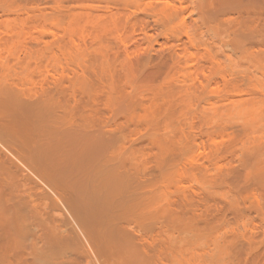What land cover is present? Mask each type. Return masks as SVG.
<instances>
[{"label":"rangeland","instance_id":"rangeland-1","mask_svg":"<svg viewBox=\"0 0 264 264\" xmlns=\"http://www.w3.org/2000/svg\"><path fill=\"white\" fill-rule=\"evenodd\" d=\"M127 1L130 3L132 2V3L130 4ZM162 1H164V0H162ZM162 1L161 0H159V1H157V0H154V1L153 0H141V1L140 0H7V1L6 0H0V73H1V71H3V69L5 70L6 67H8V69L10 67L11 69H9L8 71H7V69L5 70V71H7V73L9 72V75L7 76V78H9L10 80L13 79L14 81H16L17 85H19L21 83L19 85V87H23L22 91L24 93L26 92L25 96H30L31 98H32L33 93H34L33 98H35V96L39 95V93H42L43 95H48L50 93L49 95L50 96L52 95L53 99L58 97L57 99H54L55 101L56 100L57 101L60 100L61 102H64V101L65 102L66 101L67 102H82L83 100H84L83 102H91L92 101V102L100 105L102 107L103 111H105L106 107H107V110H106L107 112L106 111L103 112L104 115L105 116L107 115V117L109 116L108 118H110V119L116 120L118 127H122L123 130L126 128L124 130L126 132H124V131L123 132L126 134L127 137L132 139V141L137 140L134 142V145H136L135 147L138 148L137 151H138V153H140V156L139 155L138 156L140 157V159H141V157H143L142 159L146 158L145 160H147L148 164L149 163H152V164L155 163V157L157 154V152H156L157 148L154 145H152L153 143L150 142L151 140L149 139V137H146V136H148L147 131H149L148 124H146L147 123L146 119L149 117L148 115L150 114V113H148V110L152 109L154 107L153 102H154V99H156L158 101L156 103H159L158 105L160 107V108H157V110H155V112H154L155 116L159 119V127H158L159 131H158V133L160 132L159 134H162L163 139H164L163 135L165 137H166V135H168L167 140L168 141L171 140L172 142L173 141L178 142V141L187 140L186 142L184 141V144L187 143L186 146H188V143L190 141L189 148H191L190 150H188L189 149L188 148L186 151V153L187 152H189V153L183 154L185 157L182 156V154L180 152L177 153L175 151L176 153H174L175 156L173 154V159L175 160V158H177L175 160V164H177V166L178 165L179 166H178V168H176V165L174 167H175V170L177 169L176 171L178 172V174H177V176H173L174 177L172 179L173 183L171 184V181H172L171 180L170 184L167 183V185L165 187L166 189L164 188L165 192L167 194L166 195L167 196V206H168L167 210L171 209V210L167 211L168 212L167 215L172 217V214L175 213L173 217L177 219V220L174 219L176 221H173V218H169L167 216V224H168L167 225V264H174L173 261L175 262V264H220V263L221 264H264V208H262V207H264V187H263L264 181L258 180L259 178L256 177V176H258V174L255 173L256 168L264 165V127H262V126H264V30H263L264 29V23H263L264 22V6H262V5H264V2H263L264 0H259V1L253 0L254 2L252 0H237V1L236 0H231V1L228 0L229 2L227 0H199V1L198 0H183L185 2H183L182 0H180V1L179 0H165L164 2L167 4H165ZM233 1L235 3H233ZM134 2H135V4H134ZM179 2H181V3H179ZM159 3H161V4H159ZM182 5H184V6H182ZM240 5H241V7H240ZM257 5H258V7H257ZM9 6H11V7H9ZM244 6H245V8H244ZM178 7H180L181 9ZM203 7H204V10H203ZM71 8H73V9H71ZM158 8H164V9L167 8L165 10V12L167 10H170V11H168L169 13L171 11H172L171 13H174L176 11L179 14V16H178L179 19L177 18V15H176L175 20L171 24H169L170 26L167 25V28H165V26L162 27L163 25H161L159 23V25L161 26V28H160V26H158V23H156L155 21H154L155 23H153V19L148 18V15L150 13L155 12V10ZM176 8H178V9H176ZM4 11H6V12L4 13ZM20 11H21V13H20ZM238 12H239V14H238ZM7 13H8V16H7ZM37 13L39 15H36ZM147 13H149V14L146 15ZM177 13H175V14H177ZM63 14H64V16H63ZM44 15L47 17H45ZM254 15H255V17H254ZM225 16H227V17H225ZM252 16L254 18H252ZM79 17H81V18H79ZM249 17H250V19H249ZM6 18H7V20H6ZM69 19H71V20L75 19V20L71 21ZM78 19H80L82 21H80ZM259 19H261V20H259ZM4 20H6V21H4ZM68 22H70V23H68ZM105 23H106V25H105ZM234 23H235V25H234ZM260 24L262 27L260 26ZM229 25H230V27H228ZM172 28L175 29V31ZM258 29L261 30V32ZM251 31L252 32L254 31V32L252 33ZM110 32L111 33L113 32V33L111 34ZM200 32H202V33H200ZM250 32H251V34H250ZM195 36L198 38H196ZM186 37H188L189 40L192 42H189ZM192 37H195L196 40H195V38H194V40H192ZM43 38H44V40H43ZM199 38H200V40H199ZM211 38H212V40H211ZM6 40H8V41H6ZM5 41H6V43H5ZM241 41H243V42L241 43ZM73 43H74V45H73ZM219 44H220V46H219ZM74 47L76 48V50H74L75 49ZM13 50L15 52H13ZM89 51H91V53H89ZM93 51H95V52H93ZM81 52H83V53H81ZM3 53H5V54H3ZM46 54L48 57L46 56ZM72 55L76 58H74ZM226 55H228L229 58ZM71 56H72V58H71ZM16 58H17V60H16ZM18 61H19V63H18ZM102 61H103V63H102ZM97 62H99V64ZM91 63H93V64H91ZM1 65H2V67L4 65L6 67L4 66V68L2 69ZM65 65H67V66H65ZM99 65H100V67H99ZM104 65H105V67H104ZM106 65H108V66H106ZM59 66H60V69L58 70ZM12 67H13V69H12ZM55 68H57V69L55 70ZM113 68H115V69H113ZM213 68L216 69L217 71L216 70L214 71ZM16 69H17V71H16ZM19 69H20V71H19ZM109 69H111V70H109ZM129 69H130V71H129ZM218 69L220 72L218 71ZM228 69L232 70V71H229ZM60 71L62 74L60 73ZM105 71H107V73ZM127 71H129V72H127ZM233 71H235L234 74H233ZM3 72L1 73L2 75L4 74ZM217 72H218V74H217ZM7 73L5 72V74H7ZM12 73H14V74L12 75ZM66 75L68 78L66 77ZM222 75H223V77H221ZM231 75H233V76L231 77ZM60 76H61V78H60ZM81 77H82V79H83V77L85 79L88 78V80L84 79L86 82L89 81L88 84L90 82H92L90 84H92L93 86L89 85L90 87L88 90L89 91L88 96L91 97L90 101H89V97L86 95L87 93L84 94V92L86 90L80 91L83 89L82 87H81V89H79L80 88L79 85L78 86H77V84L73 85L75 83L74 81L76 80V78L79 80ZM110 77H112V78H110ZM241 78H245L243 82L239 81ZM226 79L228 82L226 81ZM247 79H248V81H252V83L248 82ZM18 80L20 81V83ZM130 80H131V82H130ZM66 83H67V85H66ZM234 83L237 85L234 86L235 85ZM259 83H261V84H259ZM201 85H203V86H201ZM248 85H249V87H248ZM91 86H92V88L97 87L98 90H97V88L92 89ZM72 87H73V89H72ZM137 87L139 88V90ZM210 87H211V89H210ZM27 89L29 91H31V93ZM90 89L93 91L92 92L93 95L90 94ZM155 89H156V91H155ZM195 89H196V91H195ZM44 90L45 91L49 90L48 94L47 93L44 94V92H45ZM95 90H97V91H95ZM213 90H215V91H213ZM249 90H251V91H249ZM35 92L36 93L39 92V93L36 95ZM108 92H109V94H108ZM55 93H56V96H55ZM82 93H83V96H82ZM134 93H136V94H134ZM164 93H166L167 98H166ZM199 93H200V96H199ZM202 93H203V95L205 94L204 96H209V97L212 96V99H210L208 101L209 103L208 102L204 103L202 101L199 102L200 99H199V101L197 100L198 97L199 98L201 97ZM123 94H125V95H123ZM168 94H170V95H168ZM243 94H244V96H243ZM119 95H120V98L122 96L123 97L121 99L118 98L119 99L118 100L117 97H119ZM155 95H158L159 98H158V96L156 97ZM86 96L88 99H86ZM107 96L109 98L111 97V99L113 100L111 103L107 99L108 98ZM115 96H117V97L115 98ZM161 96H163V97H161ZM258 96H260V97H258ZM104 97H106L105 99H107V101L104 99ZM154 97H156V98H154ZM229 97H231V99ZM125 98L129 101H127ZM164 98L167 100V104H168V105H166L168 109L165 112H164V110H166L165 109L166 106L165 107H163V106L166 104V100ZM226 98L228 99V101ZM64 99H66V100H64ZM114 99H116V101ZM159 100H160V102H159ZM211 100H213L214 102ZM120 101H123V102H120ZM197 101L199 103H197ZM236 101H238V103ZM243 101H244V103H243ZM109 103H110V105H107ZM243 104H252V105L254 104V105H256L255 107H257V108H255V107L254 108H255V113L259 117V119H257L259 121V123L256 122V124H253V126H250L249 124L247 125V123H246L247 121H245L246 116H243V115H240L239 113L233 112V108H235V107L237 108V106H241ZM136 105H138V106H136ZM158 105L156 107H158ZM227 105H229V106H227ZM103 107H104V109H103ZM147 107H148V110H147ZM121 108H122V110H121ZM132 110H133V112H132ZM258 110H260L261 112ZM131 112L134 113L135 115L132 114V116H131V114H130ZM165 113H166V116H165ZM144 114H145V116H144ZM146 116H147V118H146ZM128 117H129V119H128ZM140 118H142L143 121ZM213 119H214V121H213ZM237 119L240 121H237ZM260 119H262V120H260ZM168 122H170V123L168 124ZM239 126H241V127H239ZM221 127H223V128L221 129ZM120 130H121V128H120ZM245 130L248 131L249 133L248 132L246 133ZM142 131H143V133H142ZM121 132H122V130H121ZM165 132H166V134H164ZM226 132H227V134H226ZM170 134L173 137H171ZM252 134H253V136H252ZM251 137H253V138H251ZM179 138H181V140ZM214 139H216V140H214ZM138 144H140V145H138ZM260 146H263V148ZM142 148H143V150H142ZM215 149H216V151H215ZM258 149H260V151ZM177 151H179V150H177ZM4 153L7 154V156H5L7 162H5V160H3L5 162L4 164H6L5 165L6 169L9 168L10 173L12 172L13 176L16 175L15 178L17 180H19V178L22 177L24 170L26 169V168H24L25 165H22L23 164L22 162L20 165V161H18V159H15V157H13V155H11L9 152H7V153L4 152ZM141 153L144 154L145 158ZM3 154H0V155H3ZM146 154H148V155H146ZM178 154L180 156H178ZM8 156H9V159H8ZM2 157L0 158V161H2L1 160ZM150 157H151V159H150ZM189 157H190V159H188ZM256 158H258V159L255 160ZM3 159H4V157H3ZM153 159H154V162H153ZM145 160H143V161H145ZM150 160H152V161H150ZM174 160H172V161L174 162ZM9 161H10V163H9ZM12 161H13V164H17V163L18 164L15 165V167H13L14 165H12ZM188 162H190V163H188ZM10 164L12 166H10ZM152 164H149V167H151L150 168L151 170L153 168V170L151 172H154V170H156L155 169L156 163L154 165H152ZM15 168H17V169H15ZM23 168H24V170H23ZM230 168L233 172L230 170ZM6 169H4L5 173H8V176H10L9 175L10 173L8 172V170L6 171ZM187 169H189V170H187ZM191 169H192V171H191ZM15 170L17 171L16 173H15ZM227 170H228V172H226ZM250 170L252 172H248ZM176 171H175L174 175H176V173H177ZM244 171H246V172H244ZM25 172H26V170H25ZM215 172H216V174H215ZM14 173H15V175H14ZM21 173H22V175H20ZM193 173H194V175H193ZM26 174L29 177V179H27V180H29V182L31 181V183H33V182H35V183H33L32 185H31V183L30 184L24 183L27 181L23 182L22 180L23 179L25 180V178H23L22 180L20 179V182H19L20 185L18 184V186H17V185H15L18 183V181L16 179L14 181V179L10 176V177H8V179L6 178L5 180H3V178L6 177L7 175L3 173L4 176L2 178V174L0 172V175H1L0 179H2V180H0V183L2 182V184H3L1 187H3L5 190L7 188H9V191H8V189L6 191L3 190L4 192H7V193H5V195H6V198H8V200H9L8 204L10 206H14L15 204L13 201H15L16 204L20 206L19 208H20L21 212H23V213H21V215L23 214V217L27 216L25 218L26 221L24 222V224L26 222L27 223L25 225L20 224V226H22L21 233L23 231L22 235H20V236H22V245L25 248V251H27V252L30 251V249H31L30 246H33L32 243L37 242V244H39L42 248L41 249L42 253L43 252L47 253L46 250H48L47 254H49L51 256V257H49V255H46L44 253H43L44 255L41 254L43 256V259H41V257H40L41 262H39V263L45 264V262H46V264H47V262H48L47 260L50 259L48 264H56V263L57 264H78V263L79 264H85V262H84L86 259L85 257H87V258H90L89 256L92 257L91 249L89 247L90 245L87 244L89 241L87 240L86 235L81 231V229L78 228V225H76V223H74L70 217H67V216L62 217L61 215H59L60 211L57 210L58 209L57 206L50 204V201L48 200L49 196L46 193H48L49 190L46 187H44V185H42L40 180L37 179L31 173H30V176H29L28 172ZM250 174H252V175H250ZM184 175H185V177H184ZM224 175H225V177H224ZM188 176H190V177H188ZM201 176H202V180L199 179V178H201ZM24 177H27V176L24 175ZM30 177H31V179H30ZM34 178H36V180ZM188 179H189V181H188ZM211 179H212V181H211ZM222 179H224V180H222ZM37 180H39L40 183ZM233 180H234V182H231ZM254 180H255V182H253ZM263 180H264V178H263ZM214 181L216 182V184ZM244 182H245V184H244ZM37 183L40 184L41 186H43V187H40V190L42 192L40 190H38L39 188H37L40 185H36L37 187L35 186V184H37ZM173 185H174V187H172ZM256 185H258V186H256ZM5 186H7V188ZM21 186H24V187H21ZM17 187H19V188L21 187L20 190ZM217 187H219V188H217ZM238 187H240V188H238ZM241 187H242V189H241ZM10 188H12V189H10ZM35 188H37V189H35ZM205 188H206V190H205ZM29 189L32 191H29ZM46 189L48 191H46ZM23 190H25V192ZM26 191H29L28 193H30V192L34 193L35 192L34 193L35 195L38 194L37 196L39 197V200L44 201V202H42L43 204H45L46 201H47V203L49 202L48 203L49 206L47 207V205H46L47 209L46 208L43 209L44 213L40 211L42 214H39V218L37 216V219H39V220H36V219L33 220L32 218H30L31 215L29 216V214L33 215V212L30 211L33 208L31 207L32 208L31 209L29 207L32 204V202H31L32 200L30 199L31 195L28 196L27 195L28 193ZM217 193H218V196H217ZM242 193H244V194H242ZM14 194H16V195H14ZM48 194L50 195V191ZM182 195H184V196H182ZM193 195H195V196H193ZM14 196H15V199H14ZM46 196H47V198H46ZM224 196H226V197H224ZM11 197H12L13 201L10 200ZM183 197H185V199ZM232 197H234V198H232ZM27 198H29L31 201ZM201 198H202V200H201ZM179 201H181V202H179ZM257 201H258V205H256ZM12 202L14 205L11 204ZM168 202H169V204H168ZM192 202H194V203H192ZM182 204H183V206H182ZM261 205H262V207H261ZM27 206L30 208V210ZM226 206H227V208H226ZM231 208H234V209H231ZM179 209H181V210L178 211ZM200 209H202V210H200ZM256 209H258V211ZM221 210L222 211L224 210V211L222 212ZM254 210H255V212H254ZM169 211L170 212L172 211L171 215H170ZM199 211H200V213H199ZM220 212H221V214H220ZM191 213L194 215H192ZM24 214H25V216H24ZM175 215H177V217ZM34 216H32V217H34ZM42 217L45 221L44 223L41 221ZM52 218H54V219L52 220ZM178 218H180L179 219L180 221L178 220ZM46 219L49 220L50 222L47 221ZM55 219H57L58 222L61 221L60 225L63 224V225L68 226V228H67V226L66 227L64 226L67 230L64 231L65 235L64 236L62 235L63 237L62 236L57 237L56 235H55L56 237H54V235L49 233L50 228H51V227L49 228V226H51L49 223L52 224L51 220L54 221ZM181 221H182V226L185 224H189V223L191 225L195 224L193 226L194 227L196 226L195 229L196 228L198 229V230L196 229L198 231V235L200 232V236H198V237L199 238L202 237L200 239V241L197 240V238H196V240L199 241V243H197L196 240L193 241L194 243L196 241L195 244L189 243V245H188V244L183 243L184 242L183 238H185V235H187V236L191 235V237H192V234L189 232L187 234L185 233V235H184V231H182L180 229V228H182V226H180ZM33 222H37V224L39 223L40 225L38 224L36 226V224H34ZM174 222H177V224L179 223L178 225L180 228H178V225L175 224ZM72 223H73V225H72ZM172 223H173V225H171ZM42 224H45L46 227L49 224V226L46 228L45 225H42ZM30 225H32L34 228L32 226L30 227ZM69 225H71V226H69ZM72 226L74 227V229ZM173 226H175L174 229H175V231L177 230L176 232L174 231V229H172ZM25 227L29 228V229L26 228L27 232H25V230H26V229H24ZM35 227H36V229H35ZM37 227H38V230H37ZM44 227L48 231L44 230L45 229ZM32 228L35 230L32 231L33 230ZM41 228H43V231L41 230L42 231L41 237H40L41 239L38 240L37 234L40 232L39 230ZM176 228L180 229V231H182V232L181 233H180V231L178 232V229H176ZM218 228H219V230H218ZM29 230L31 231L30 233H29ZM34 232H38V233L34 234ZM48 233H49V235H48ZM59 233H60V235L63 234V232L61 233L60 231H59ZM232 233H233V235H232ZM180 234H182L183 236ZM46 235L49 237H47ZM57 235H59V234H57ZM179 236H180V238H179ZM187 236H186V238H187ZM228 237H229V239H228ZM45 238H46L48 243L46 242ZM188 238H190V236H188ZM232 238L233 239L235 238V239L232 240ZM237 238H238V240H237ZM34 239L35 240L37 239V240L35 241ZM181 239H182V241H181ZM40 240H43V242H45L46 244L42 243ZM69 240H71V241H69ZM86 240H87V243H86ZM177 240H178V242L180 240L181 244L183 243L184 246H183V244L182 245L179 244L180 242L178 243ZM73 241H75V243ZM169 241H170V243H169ZM174 241H176V242L173 244ZM28 243L31 245H28ZM176 243H178V245ZM231 243H233V244H231ZM238 243H239V245H238ZM251 243H252V245H251ZM42 244H43V247H42ZM175 244L177 245V247L173 246ZM49 245H51V246H49ZM77 245H79V249H77L78 248ZM191 245H194V246H191ZM212 245L215 246V249ZM80 246H82V248H84L83 250L85 251V253H87V254L82 255L81 253H84V252H81L80 254L83 257L79 254L80 249H81ZM172 246H173V248H172ZM43 248H47V249L43 251ZM193 249H194V251H193ZM171 250H173V251H171ZM186 252H188V253H186ZM196 252H198V253H196ZM88 253H89V255H88ZM220 253L225 254V256L220 254ZM188 255H191L192 257L188 256ZM216 255H218V256H216ZM45 256H46V259L48 258L47 260L44 259ZM66 256H67V258H66ZM68 256H70V257H68ZM74 257L76 259H74ZM91 259H93V258H91ZM223 259H225V260L223 261ZM51 260L54 263H52ZM71 261H73V262H71Z\"/></svg>","mask_w":264,"mask_h":264},{"label":"bare ground","instance_id":"bare-ground-1","mask_svg":"<svg viewBox=\"0 0 264 264\" xmlns=\"http://www.w3.org/2000/svg\"><path fill=\"white\" fill-rule=\"evenodd\" d=\"M7 1V0H6ZM141 1V0H140ZM154 1V0H153ZM159 1V0H157ZM162 1V0H161ZM165 1V0H164ZM162 1V2H164ZM180 1V0H179ZM183 1V0H182ZM199 1V0H198ZM228 1V0H227ZM231 1V0H230ZM237 1V0H236ZM253 1V0H252ZM259 1V0H258ZM128 2V1H127ZM167 2V1H166ZM185 2V1H183ZM191 2V1H190ZM229 2V1H228ZM251 2V1H250ZM254 2V1H253ZM264 2V1H263ZM130 3V2H128ZM132 3V2H131ZM130 3V4H131ZM165 3V2H164ZM181 3V2H179ZM199 3V2H198ZM219 3V2H218ZM233 3H235L233 1ZM249 3V2H248ZM247 3V4H248ZM135 4V2H134ZM133 4V5H134ZM153 4V3H152ZM161 4V3H159ZM167 4V3H165ZM175 4V3H174ZM191 4V3H190ZM239 4V3H238ZM237 4V5H238ZM148 5V4H147ZM171 5V4H170ZM178 5V4H177ZM205 5V4H204ZM203 5V6H204ZM207 5V4H206ZM256 5V4H255ZM59 6V5H58ZM88 6V5H87ZM86 6V7H87ZM141 6V5H140ZM160 6V5H159ZM167 6V5H166ZM184 6V5H182ZM264 6V5H262ZM2 7V6H1ZM5 7V6H4ZM11 7V6H9ZM75 7V6H74ZM77 7V6H76ZM239 7V6H238ZM241 7V5H240ZM248 7V6H247ZM258 7V5H257ZM155 8V7H154ZM180 8V7H178ZM176 8V9H178ZM245 8V6H244ZM249 8V7H248ZM7 9V8H6ZM67 9V8H66ZM73 9V8H71ZM77 9V8H76ZM90 9V8H89ZM137 9V8H136ZM164 11H163V10ZM167 9V8H166ZM164 8H158L154 9L155 12L153 13H147L148 18L153 19V23H159L163 25L162 27L165 26L167 28V25L170 26L177 15V18L179 14L175 11L174 13H169L167 10L165 12ZM181 9V8H180ZM202 9V8H201ZM29 10V9H28ZM63 10V9H62ZM61 10V11H62ZM68 10V9H67ZM133 10V9H132ZM153 10V11H154ZM204 10V7H203ZM202 10V11H203ZM237 10V9H236ZM251 10V9H250ZM34 11V10H33ZM38 11V10H37ZM58 11V10H57ZM127 11V10H126ZM135 11V10H134ZM133 11V12H134ZM147 11V10H146ZM157 11V12H156ZM174 11V10H173ZM179 11V10H178ZM206 11V10H205ZM6 11H4L5 13ZM47 12V11H46ZM72 12V11H71ZM70 12V13H71ZM83 12V11H82ZM94 12V11H93ZM262 12V11H261ZM3 13V14H4ZM21 13V11H20ZM31 13V12H30ZM85 13V12H84ZM89 13V12H88ZM135 13V12H134ZM177 13V14H175ZM61 14V13H60ZM126 14V13H125ZM128 14V13H127ZM239 14V12H238ZM260 14V13H259ZM36 15H39L38 13ZM54 15V14H53ZM66 15V14H65ZM83 15V14H82ZM98 15V14H97ZM8 16V13H7ZM23 16V15H22ZM45 16V15H44ZM50 16V15H49ZM48 16V17H49ZM61 16V15H60ZM64 16V14H63ZM78 16V15H77ZM40 17V16H39ZM47 17V16H45ZM54 17V16H53ZM67 17V16H66ZM74 17V16H73ZM72 17V18H73ZM82 17V16H81ZM79 17V18H81ZM88 17V16H87ZM93 17V16H92ZM98 17V16H97ZM111 17V16H110ZM116 17V16H115ZM127 17V16H126ZM217 17V16H216ZM227 17V16H225ZM255 17V15H254ZM252 16V18H254ZM69 18V17H68ZM67 18V19H68ZM133 18V17H132ZM13 19V18H12ZM41 19V18H40ZM89 19V18H88ZM92 19V18H91ZM149 19V20H150ZM179 19V18H178ZM250 19V17H249ZM257 19V18H256ZM7 20V18H6ZM4 20V21H6ZM47 20V19H46ZM57 20V19H56ZM59 20V19H58ZM71 20V19H69ZM75 19H72L73 21ZM80 20V19H78ZM94 20V19H93ZM195 20V19H194ZM197 20V19H196ZM199 20V19H198ZM261 20V19H259ZM16 21V20H15ZM82 21V20H80ZM89 21V20H88ZM128 21V20H127ZM148 21V20H147ZM155 21V22H154ZM184 21V20H183ZM229 21V20H228ZM231 21V20H230ZM251 21V20H250ZM42 22V21H41ZM45 22V21H44ZM118 22V21H117ZM249 22V21H248ZM5 23V22H4ZM10 23V22H9ZM70 23V22H68ZM67 23V24H68ZM82 23V22H81ZM80 23V24H81ZM102 23V22H101ZM109 23V22H108ZM178 23V22H177ZM186 23V22H185ZM193 23V22H192ZM264 23V22H263ZM14 24V23H13ZM57 24V23H56ZM100 24V23H99ZM199 24V23H198ZM233 24V23H232ZM262 24V23H261ZM260 24V26H261ZM60 25V24H59ZM78 25V24H77ZM106 25V23H105ZM109 25V24H108ZM197 25V24H196ZM235 25V23H234ZM4 26V25H3ZM12 26V25H11ZM10 26V27H11ZM92 26V25H91ZM187 26V25H186ZM226 26V25H225ZM247 26V25H246ZM83 27V26H82ZM105 27V26H104ZM190 27V26H189ZM188 27V28H189ZM194 27V26H193ZM230 27V25L228 26ZM243 27V26H242ZM262 27V26H261ZM260 27V28H261ZM4 28V27H3ZM93 28V27H92ZM103 28V27H102ZM161 28V26H160ZM186 28V27H185ZM195 28V27H194ZM201 28V27H200ZM241 28V27H240ZM246 28V27H245ZM248 28V27H247ZM10 29V28H9ZM73 29V28H72ZM106 29V28H105ZM108 29V28H107ZM173 29V28H172ZM198 29V28H197ZM196 29V30H197ZM239 29V28H238ZM250 29V28H249ZM6 30V29H5ZM104 30V29H103ZM115 30V29H114ZM175 31V29H173ZM232 30V29H231ZM259 30V29H258ZM264 30V29H263ZM8 31V30H7ZM12 31V30H11ZM14 31V30H13ZM72 31V30H71ZM107 31V30H106ZM166 31V30H165ZM169 31V30H168ZM191 31V30H190ZM227 31V30H226ZM250 31V30H249ZM261 32V30H259ZM167 32V31H166ZM230 32V31H229ZM235 32V31H234ZM252 32V31H251ZM250 32V34H251ZM254 32V31H253ZM252 32V33H253ZM258 32V31H257ZM98 33V32H97ZM111 33V32H110ZM113 33V32H112ZM111 33V34H112ZM172 33V32H171ZM198 33V32H197ZM202 33V32H200ZM237 33V32H236ZM169 34V33H168ZM175 34V33H174ZM228 34V33H227ZM249 34V35H250ZM255 34V33H254ZM258 34V33H257ZM44 35V34H43ZM46 35V34H45ZM226 35V34H225ZM233 35V34H232ZM12 36V35H11ZM199 36V35H198ZM236 36V35H235ZM254 36V35H253ZM44 37V36H43ZM107 37V36H106ZM189 37V36H188ZM188 39L189 42H192ZM196 37V36H195ZM195 37H192V40H194ZM225 37V36H224ZM227 37V36H226ZM11 38V37H10ZM198 38V37H196ZM195 38V40H196ZM205 38V37H204ZM219 38V37H218ZM19 39V38H18ZM226 39V38H225ZM229 39V38H228ZM256 39V38H255ZM44 40V38H43ZM146 40V39H145ZM200 40V38H199ZM212 40V38H211ZM218 40V39H217ZM8 41V40H6ZM5 41V43H6ZM51 41V40H50ZM75 41V40H74ZM209 41V40H208ZM207 41V42H208ZM214 41V40H213ZM225 41V40H224ZM38 42V41H37ZM199 42V41H198ZM243 41H241L242 43ZM102 43V42H101ZM104 43V42H103ZM153 43V42H152ZM205 44V43H204ZM209 44V43H208ZM66 45V44H65ZM74 45V43H73ZM5 46V45H4ZM14 46V45H13ZM18 46V45H17ZM16 46V47H17ZM220 46V44H219ZM218 46V47H219ZM222 46V45H221ZM243 46V45H242ZM245 46V45H244ZM12 47V46H11ZM24 47V46H23ZM32 47V46H31ZM40 47V46H39ZM96 47V46H95ZM102 47V46H101ZM152 47V46H151ZM21 48V47H20ZM59 48V47H58ZM72 48V47H71ZM75 48V47H74ZM240 48V47H239ZM245 48V47H244ZM18 49V48H17ZM86 49V48H85ZM94 49V48H93ZM243 49V48H242ZM250 49V48H249ZM21 50V49H20ZM39 50V49H38ZM42 50V49H41ZM58 50V49H57ZM76 50V48L74 49ZM91 50V49H90ZM107 50V49H106ZM244 50V49H243ZM246 50V49H245ZM26 51V50H25ZM29 51V50H28ZM59 51V50H58ZM67 51V50H66ZM223 51V50H222ZM13 52H15L13 50ZM43 52V51H42ZM73 52V51H72ZM84 52V51H83ZM81 52V53H83ZM95 52V51H93ZM26 53V52H25ZM51 53V52H50ZM70 53V52H69ZM78 53V52H77ZM91 53V51H89ZM88 53V54H89ZM103 53V52H102ZM106 53V52H105ZM212 53V52H211ZM5 54V53H3ZM13 54V53H12ZM61 54V53H60ZM66 54V53H65ZM86 54V53H85ZM96 54V53H95ZM226 54V53H225ZM28 55V54H27ZM50 55V54H49ZM62 55V54H61ZM80 55V54H79ZM218 55V54H217ZM3 56V55H2ZM8 56V55H7ZM24 56V55H23ZM22 56V57H23ZM47 56V54H46ZM73 56V55H72ZM71 56V58H72ZM78 56V55H77ZM97 56V55H96ZM228 57V55H226ZM29 57V56H28ZM33 57V56H32ZM48 57V56H47ZM53 57V56H52ZM74 57V56H73ZM87 57V56H86ZM94 57V56H93ZM210 57V56H209ZM7 58V57H6ZM55 58V57H54ZM76 58V57H74ZM88 58V57H87ZM229 58V57H228ZM12 59V58H11ZM89 59V58H88ZM102 59V58H101ZM106 59V58H105ZM227 59V58H226ZM17 60V58H16ZM29 60V59H28ZM77 60V59H76ZM85 60V59H84ZM11 61V60H10ZM86 61V60H85ZM89 61V60H88ZM100 61V60H99ZM216 61V60H215ZM33 62V61H32ZM59 62V61H58ZM61 62V61H60ZM92 62V61H91ZM214 62V61H213ZM2 63V62H1ZM17 63V62H16ZM15 63V64H16ZM19 63V61H18ZM22 63V62H21ZM80 63V62H79ZM90 63V62H89ZM99 64V62H97ZM96 63V64H97ZM103 63V61H102ZM108 63V62H107ZM212 63V62H211ZM229 63V62H228ZM4 64V63H3ZM2 64V65H3ZM10 64V63H9ZM12 64V63H11ZM57 64V63H56ZM64 64V63H63ZM74 64V63H73ZM93 64V63H91ZM219 64V63H218ZM1 65V67H2ZM141 65V64H140ZM5 66V65H4ZM2 67V69L4 68ZM21 66V65H20ZM50 66V65H49ZM67 66V65H65ZM97 66V65H96ZM108 66V65H106ZM259 66V65H258ZM6 67V66H5ZM14 67V66H13ZM12 67V69H13ZM18 67V66H17ZM63 67V66H62ZM78 67V66H77ZM83 67V66H82ZM85 67V66H84ZM100 67V65H99ZM105 67V65H104ZM215 67V66H214ZM260 67V66H259ZM15 68V67H14ZM50 68V67H49ZM52 68V67H51ZM86 68V67H85ZM84 68V69H85ZM7 71L11 69L9 67H6L5 70ZM57 68H55L56 70ZM60 69V66L58 70ZM100 69V68H99ZM103 69V68H102ZM115 69V68H113ZM224 69V68H223ZM1 71L4 74L0 75V154H3L4 152H9L15 159H18L23 163L22 165H25L24 168H26V172L24 170V173L19 180H17L15 177V173L17 172L15 170V173L13 176V173H10V169H6L4 164L6 161L5 156L7 154L0 155L2 157V161L5 160V162L0 161V172L2 174L3 178V173L6 174L3 178L5 180L8 177H12L15 181V179L18 181V184L20 185V179L22 181H27L24 183L30 184L31 181L29 182V177L26 174L28 172L29 176L30 173L33 174L37 179L40 180L42 185L46 187L50 191V195L46 193L49 197L50 204L57 206V210L60 211L59 215L62 217H70L76 225H78V228L81 229V231L86 235L87 240L89 241L87 243L90 246L91 249V256L90 258L85 257V264H167V194L165 192V187L168 184H170V181L174 178L173 176H177L178 172L175 170V165L176 168H178L177 164H175V160L173 159V154L174 153H181L182 156L183 154L186 153L187 149L189 148V143L188 146L187 143L184 144V141L186 142L187 140L183 141H168L167 136L166 137L163 135L164 139L162 138V134H159L158 127H159V119L155 116L154 112L157 110L159 107V103L156 99H154L153 102V108L148 110V113H150L147 118L146 116V121L149 127V131H147L149 139L151 140L157 150V154L155 157V163H156V170L154 172H151L153 170L150 169L149 164L152 163H147V160L140 159V153H138L137 149L134 145V142L137 141H132L129 137L126 136L122 127H118V124L116 123V120L110 119L105 116L103 112L102 107L94 102H61L60 100H54L57 98H52V95L50 96L48 94V91H45L44 94L48 95H43L42 93H36L37 96L33 98L34 93L32 94V98L30 96H25L26 92L24 93L22 91L23 87H19L17 85V82L14 81L13 79L7 78L9 75V72L7 71ZM101 70V69H100ZM107 70V69H106ZM111 70V69H109ZM215 71L216 69L213 68ZM229 70V69H228ZM14 71V70H13ZM17 71V69H16ZM20 71V69H19ZM54 71V70H53ZM63 71V70H62ZM74 71V70H73ZM130 71V69H129ZM127 71V72H129ZM217 71V70H216ZM219 71V69H218ZM232 71V70H229ZM5 72L7 74H5ZM56 72V71H55ZM65 72V71H64ZM107 73V71H105ZM220 72V71H219ZM222 72V71H221ZM224 72V71H223ZM235 71H233L234 74ZM61 73V71H60ZM84 73V72H83ZM86 73V72H85ZM95 73V72H94ZM116 73V72H115ZM229 73V72H228ZM238 73V72H237ZM14 73H12L13 75ZM49 74V73H48ZM51 74V73H50ZM62 74V73H61ZM60 74V75H61ZM87 74V73H86ZM85 74V75H86ZM111 74V73H110ZM132 74V73H131ZM218 74V72H217ZM55 75V74H54ZM77 75V74H76ZM88 75V74H87ZM86 75V76H87ZM102 75V74H101ZM116 75V74H115ZM220 75V74H219ZM239 75V74H238ZM15 76V75H14ZM62 76V75H61ZM60 76V78H61ZM80 76V75H79ZM89 76V75H88ZM93 76V75H92ZM119 76V75H118ZM167 76V75H166ZM216 76V75H215ZM233 75H231L232 77ZM249 76V75H248ZM26 77V76H25ZM67 77V75H66ZM75 77V76H74ZM78 77V76H77ZM96 77V76H95ZM114 77V76H113ZM219 77V76H218ZM223 77V75L221 76ZM256 77V76H255ZM59 78V79H60ZM68 78V77H67ZM79 78V77H78ZM112 78V77H110ZM109 78V79H110ZM120 78V77H119ZM129 78V77H128ZM165 78V77H164ZM15 79V78H14ZM82 77L78 80L73 82V85L77 86L79 85L83 88L80 91L86 90L84 92L87 93L86 95L88 96V90H89V85H92L85 80L88 78ZM97 79V78H96ZM103 79V78H102ZM101 79V80H102ZM237 79V78H236ZM245 78H241L239 81L243 82ZM63 80V79H62ZM232 80V79H231ZM230 80V81H231ZM250 80V79H249ZM255 80V79H254ZM258 80V79H257ZM68 81V80H67ZM92 81V80H91ZM96 81V80H95ZM129 81V80H128ZM224 81V80H223ZM227 81V79H226ZM248 81V79H247ZM23 82V81H22ZM29 82V81H28ZM31 82V81H30ZM100 82V81H99ZM131 82V80H130ZM209 82V81H208ZM228 82V81H227ZM233 82V81H232ZM236 82V81H235ZM251 82L252 81H248ZM33 83V82H32ZM54 83V82H53ZM96 83V82H95ZM102 83V82H101ZM106 83V82H105ZM125 83V82H124ZM224 83V82H223ZM237 83V82H236ZM254 83V82H253ZM258 83V82H257ZM28 84V83H27ZM71 84V83H70ZM110 84V83H109ZM108 84V85H109ZM230 84V83H229ZM235 84V83H234ZM238 84V83H237ZM235 84L234 86H236ZM261 84V83H259ZM59 85V84H58ZM61 85V84H60ZM67 85V83H66ZM100 85V84H99ZM106 85V84H105ZM120 85V84H119ZM209 85V84H208ZM243 85V84H242ZM245 85V84H244ZM93 86V85H92ZM91 86V88H92ZM98 86V85H97ZM126 86V85H125ZM203 86V85H201ZM251 86V85H250ZM49 87V86H48ZM120 87V86H119ZM167 87V86H166ZM213 87V86H212ZM225 87V86H224ZM242 87V86H241ZM249 87V85H248ZM44 88V87H43ZM54 88V87H53ZM57 88V87H56ZM70 88V87H69ZM97 88V87H96ZM92 88V89H96ZM138 88V87H137ZM159 88V87H158ZM196 88V87H195ZM215 88V87H214ZM238 88V87H237ZM240 88V87H239ZM35 89V88H34ZM37 89V88H36ZM41 89V88H40ZM49 89V88H48ZM73 89V87H72ZM153 89V88H152ZM166 89V88H165ZM204 89V88H203ZM211 89V87H210ZM28 90V89H27ZM26 90V91H27ZM43 90V89H42ZM47 90V89H46ZM60 90V89H59ZM98 90V88H97ZM95 90V91H97ZM129 90V89H128ZM139 90V88H138ZM227 90V89H226ZM240 90V89H239ZM25 91V90H24ZM29 91V90H28ZM27 91V92H28ZM34 91V90H33ZM37 91V90H36ZM130 91V90H129ZM156 91V89H155ZM196 91V89H195ZM194 91V92H195ZM198 91V90H197ZM215 91V90H213ZM218 91V90H217ZM251 91V90H249ZM258 91V90H257ZM31 93V91H29ZM56 92V91H55ZM60 92V91H59ZM58 92V93H59ZM67 92V91H66ZM74 92V91H73ZM92 90L90 89V94H92ZM153 92V91H152ZM192 92V91H191ZM193 92V93H194ZM240 92V91H239ZM244 92V91H243ZM62 93V92H61ZM65 93V92H64ZM81 93V92H80ZM122 93V92H121ZM120 93V94H121ZM167 93V92H166ZM166 93L165 96H166ZM173 93V92H172ZM204 93V92H203ZM202 93L201 97L197 98L199 102H204L207 103L210 99H212V96H204ZM223 93V92H222ZM225 93V92H224ZM242 93V92H241ZM249 93V92H248ZM257 93V92H256ZM255 93V94H256ZM261 93V92H260ZM42 94V95H41ZM102 94V93H101ZM109 94V92H108ZM136 94V93H134ZM208 94V93H207ZM210 94V93H209ZM228 94V93H227ZM73 95V94H72ZM93 95V94H92ZM95 95V94H94ZM125 95V94H123ZM159 95V94H158ZM158 95H155L156 97ZM170 95V94H168ZM174 95V94H173ZM194 95V94H193ZM196 95V94H195ZM211 95V94H210ZM229 95V94H228ZM249 95V94H248ZM54 96V95H53ZM56 96V93H55ZM54 96V97H55ZM60 96V95H59ZM64 96V95H63ZM62 96V97H63ZM70 96V95H69ZM74 96V95H73ZM83 96V93H82ZM85 96V95H84ZM86 96V99H88ZM91 96V95H90ZM98 96V95H97ZM111 96V95H110ZM113 96V95H112ZM138 96V95H137ZM136 96V97H137ZM200 96V93H199ZM240 96V95H239ZM244 96V94H243ZM67 97V96H66ZM79 97V96H78ZM89 97V96H88ZM108 97V96H107ZM117 96H115L116 98ZM123 97V96H122ZM121 97V98H122ZM132 97V96H131ZM140 97V96H139ZM154 97V98H156ZM163 97V96H161ZM225 97V96H224ZM227 97V96H226ZM248 97V96H247ZM260 97V96H258ZM84 98V97H83ZM89 97V101H90ZM106 97H104L105 99ZM120 98L117 97V99ZM120 98V99H121ZM159 98V96H158ZM167 98V96H166ZM214 98V97H213ZM216 98V97H215ZM231 99V97H229ZM243 98V97H242ZM254 98V97H253ZM60 99V98H59ZM85 99V100H86ZM109 102L111 103L113 100L111 97L107 98ZM107 99H105L107 101ZM124 99V98H123ZM126 99V98H125ZM165 99V98H164ZM163 99V100H164ZM191 99V98H190ZM193 99V98H192ZM220 99V98H219ZM227 99V98H226ZM229 99V100H230ZM256 99V98H255ZM62 100V99H61ZM66 100V99H64ZM76 100V99H75ZM111 100V101H110ZM116 101V99H114ZM119 100V99H118ZM117 100V101H118ZM127 100V99H126ZM151 100V99H150ZM166 100V99H165ZM164 100V101H165ZM174 100V99H173ZM233 100V99H232ZM257 100V99H256ZM77 101V100H76ZM114 101V102H115ZM129 101V100H127ZM126 101V102H127ZM138 101V100H137ZM197 101V103H199ZM213 101V100H211ZM210 101V102H211ZM228 101V99H227ZM241 101V100H240ZM239 101V102H240ZM247 101V100H246ZM250 101V100H249ZM99 102V101H98ZM123 102V101H120ZM125 102V103H126ZM134 102V101H133ZM150 102V101H149ZM160 102V100H159ZM163 102V101H162ZM214 102V101H213ZM230 102V101H229ZM238 103V101H236ZM255 102V101H254ZM105 103V102H104ZM107 104V105H110ZM173 103V102H172ZM209 103V102H208ZM244 103V101H243ZM164 104V103H163ZM201 104V103H200ZM104 105V104H103ZM106 105V106H107ZM158 105V107H156ZM167 104L163 106L165 107ZM172 105V104H171ZM240 105V104H239ZM254 105V104H253ZM252 104H243L241 106H237V108H233L234 113H239L240 115L246 116L247 125L249 124L250 126H253V124H256V122L259 123L257 119H259L258 115L255 113V107L256 105L253 106ZM262 105V104H261ZM113 106V105H112ZM116 106V105H115ZM122 106V105H121ZM124 106V105H123ZM130 106V105H129ZM138 106V105H136ZM148 106V105H147ZM229 106V105H227ZM233 106V105H232ZM231 106V107H232ZM260 106V105H259ZM105 107V106H104ZM103 107V109H104ZM109 107V106H108ZM203 107V106H202ZM234 107V106H233ZM255 107V108H254ZM118 108V107H117ZM171 108V107H170ZM206 108V107H205ZM204 108V109H205ZM110 109V108H109ZM167 111V106L165 108ZM227 109V108H226ZM230 109V108H229ZM228 109V110H229ZM261 109V108H260ZM122 110V108H121ZM145 110V109H144ZM232 110V109H231ZM124 111V110H123ZM126 111V110H125ZM224 111V110H223ZM230 111V110H229ZM260 111V110H258ZM107 112V111H106ZM122 112V111H121ZM130 112V111H129ZM133 112V110H132ZM130 113L131 116L134 113ZM174 112V111H173ZM202 112V111H201ZM231 112V111H230ZM261 112V111H260ZM118 113V112H117ZM126 113V112H125ZM138 113V112H137ZM140 113V112H139ZM147 113V114H148ZM167 113V112H166ZM165 113V116H166ZM228 113V112H227ZM106 114V113H105ZM113 114V113H112ZM121 114V113H120ZM129 114V113H128ZM159 114V113H158ZM164 114V113H163ZM232 114V113H231ZM135 115V114H134ZM137 115V114H136ZM261 115V114H260ZM115 116V115H114ZM113 116V117H114ZM121 116V115H120ZM125 116V115H124ZM142 116V115H141ZM145 116V114H144ZM171 116V115H170ZM236 116V115H235ZM118 117V116H117ZM134 117V116H133ZM163 117V116H162ZM172 117V116H171ZM212 117V116H211ZM228 117V116H227ZM176 118V117H175ZM217 118V117H216ZM263 118V117H262ZM115 119V118H114ZM129 119V117H128ZM135 119V118H134ZM142 120V118H140ZM161 119V118H160ZM118 120V119H117ZM132 120V119H131ZM130 120V121H131ZM137 120V119H136ZM167 120V119H166ZM208 120V119H207ZM222 120V119H221ZM231 120V119H230ZM243 120V119H242ZM262 120V119H260ZM122 121V120H121ZM143 121V120H142ZM141 121V122H142ZM145 121V122H146ZM214 121V119H213ZM237 121H240L237 119ZM125 122V121H124ZM137 122V121H136ZM219 122V121H218ZM231 122V121H230ZM135 123V122H134ZM170 122H168L169 124ZM180 123V122H179ZM245 123V122H244ZM177 124V123H176ZM217 124V123H216ZM161 125V124H160ZM175 125V124H174ZM142 126V125H141ZM249 126V127H250ZM164 127V126H163ZM241 127V126H239ZM264 127V126H262ZM122 133L121 132V130ZM216 128V127H215ZM223 127H221L222 129ZM258 128V127H257ZM169 129V128H168ZM176 129V128H175ZM241 129V128H240ZM245 129V128H244ZM243 129V130H244ZM248 129V128H247ZM246 129V130H247ZM252 129V128H251ZM139 130V129H138ZM173 130V129H172ZM178 130V129H177ZM216 130V129H215ZM218 130V129H217ZM245 132L247 133L248 131ZM260 130V129H259ZM146 131V130H145ZM176 131V130H175ZM222 131V130H221ZM232 131V130H231ZM234 131V130H233ZM240 131V130H239ZM262 131V130H261ZM169 132V131H168ZM182 132V131H181ZM212 132V131H211ZM215 132V131H214ZM244 132V131H243ZM128 133V132H127ZM134 133V132H133ZM143 133V131H142ZM241 133V132H240ZM249 133V132H248ZM135 134V133H134ZM166 134V132L164 133ZM175 134V133H174ZM221 134V133H220ZM227 134V132H226ZM137 135V134H136ZM140 135V134H139ZM238 135V134H237ZM171 137H173L170 134ZM182 136V135H181ZM185 136V135H184ZM213 136V135H212ZM235 136V135H234ZM244 136V135H243ZM246 136V135H245ZM253 136V134H252ZM262 136V135H261ZM132 137V136H131ZM250 137V136H249ZM242 138V137H241ZM253 138V137H251ZM257 138V137H256ZM169 139V138H168ZM181 140V138H179ZM185 139V138H184ZM189 139V138H188ZM216 140V139H214ZM143 141V140H142ZM254 141V140H253ZM242 142V141H241ZM259 142V141H258ZM256 143V142H255ZM146 144V143H145ZM192 144V143H191ZM262 144V143H261ZM260 144V145H261ZM140 145V144H138ZM250 145V144H249ZM257 145V144H256ZM193 146V145H192ZM140 147V146H139ZM220 147V146H219ZM263 148V146H260ZM151 148V147H150ZM250 148V147H249ZM255 148V147H254ZM253 148V149H254ZM258 148V147H257ZM141 149V148H140ZM147 149V148H146ZM189 148L188 150H190ZM143 150V148H142ZM179 150V151H177ZM260 151V149H258ZM262 150V149H261ZM150 151V150H149ZM176 151V152H175ZM216 151V149H215ZM255 151V150H254ZM2 152V153H1ZM140 152V151H139ZM191 152V151H190ZM219 152V151H218ZM258 152V151H257ZM153 153V152H152ZM189 153V152H187ZM186 153V154H187ZM150 154V153H149ZM215 154V153H214ZM139 155V156H138ZM148 155V154H146ZM155 155V154H154ZM177 155V154H176ZM175 156V154H174ZM178 156H180L178 154ZM257 156V155H256ZM0 157V158H1ZM11 157V156H10ZM148 157V156H147ZM185 157V156H184ZM188 157V156H187ZM258 157V156H257ZM193 158V157H192ZM9 159V156H8ZM7 159V160H8ZM14 159V158H13ZM151 159V157H150ZM190 159V157L188 158ZM256 158L255 160H257ZM145 160V161H143ZM174 160V162L172 161ZM193 160V159H192ZM16 161V160H15ZM152 161V160H150ZM259 161V160H258ZM17 162V161H16ZM154 162V159H153ZM180 162V161H179ZM192 162V161H191ZM254 162V161H253ZM257 162V161H256ZM10 163V161H9ZM8 163V164H9ZM154 163V164H155ZM190 163V162H188ZM215 163V162H214ZM217 163V162H216ZM259 163V162H258ZM257 163V164H258ZM7 164V165H8ZM18 164V163H17ZM13 167H15V165ZM152 164V165H154ZM212 164V163H211ZM10 164V166H12ZM199 165V164H198ZM9 166V167H10ZM185 166V165H184ZM183 166V167H184ZM209 166V165H208ZM216 166V165H215ZM218 166V165H217ZM230 166V165H229ZM254 166V165H253ZM256 166V165H255ZM12 167V168H13ZM22 167V166H21ZM194 167V166H193ZM202 167V166H201ZM207 167V166H206ZM251 167V166H250ZM11 168V167H10ZM18 168V167H17ZM15 168V169H17ZM20 168V167H19ZM199 168V167H198ZM4 169L10 173L8 176V173H5ZM14 169V168H13ZM22 169V168H21ZM182 169V168H181ZM186 169V168H185ZM190 169V168H189ZM187 169V170H189ZM207 169V168H206ZM221 169V168H220ZM223 169V168H222ZM19 170V169H18ZM179 170V169H178ZM200 170V169H199ZM198 170V171H199ZM231 170V168H230ZM229 170V171H230ZM252 170V169H251ZM248 172H252V171ZM13 171V170H12ZM175 171L177 172L176 175ZM192 171V169H191ZM222 171V170H221ZM232 171V170H231ZM30 172V173H29ZM184 172V171H183ZM204 172V171H203ZM228 172V170L226 171ZM233 172V171H232ZM246 172V171H244ZM255 172V171H254ZM185 173V172H184ZM201 173V172H200ZM221 173V172H220ZM258 174L257 179L264 181V165L256 168V172ZM182 174V173H181ZM202 174V173H201ZM210 174V173H209ZM216 174V172H215ZM256 174V175H257ZM18 175V174H17ZM27 176V177H24ZM194 175V173H193ZM192 175V176H193ZM229 175V174H228ZM252 175V174H250ZM249 175V176H250ZM19 176V175H18ZM191 176V175H190ZM188 176V177H190ZM203 176V175H202ZM202 176L201 179L202 180ZM233 176V175H232ZM1 177V175H0ZM180 177V176H179ZM178 177V178H179ZM183 177V176H182ZM185 177V175H184ZM183 177V178H184ZM218 177V176H217ZM225 177V175H224ZM33 178V177H32ZM36 178H34L36 180ZM177 178V179H178ZM193 178V177H192ZM232 178V177H231ZM255 178V177H254ZM261 178V179H260ZM31 179V177H30ZM33 179V180H34ZM176 179V178H175ZM174 179V180H175ZM215 179V178H214ZM221 179V178H220ZM219 179V180H220ZM236 179V178H235ZM250 179V178H249ZM2 180V179H0ZM12 180V179H11ZM34 180V181H35ZM39 180H37L39 182ZM181 180V179H180ZM224 180V179H222ZM253 180V179H252ZM36 181V182H37ZM179 181V180H178ZM189 181V179H188ZM212 181V179H211ZM4 182V181H3ZM29 182V183H28ZM33 182V181H32ZM39 182V183H40ZM215 182V181H214ZM213 182V183H214ZM231 182H234L231 181ZM243 182V181H242ZM255 182V180L253 181ZM35 183V182H33ZM31 183V185L33 184ZM173 183V180L171 181V184ZM180 183V182H179ZM183 183V182H182ZM0 264H42L39 263L41 262V259H43L44 254L48 253L47 248H43V251L46 250L47 253H42V248L37 242L32 243L33 246H30L31 249L30 251H25V248L22 245V226L20 224H24L26 221L25 218L23 217V214L21 215V210L20 206L16 204L15 201L12 200L14 206H10L8 203V198H6L4 192L9 188L5 186L7 189L5 190L3 187H1L3 184L2 182L0 183ZM26 184V185H27ZM176 184V183H175ZM204 184V183H203ZM216 184V182H215ZM241 184V183H240ZM245 184V182H244ZM256 184V183H255ZM5 185V184H4ZM40 185V184H35ZM190 185V184H189ZM227 185V184H226ZM252 185V184H251ZM25 186V185H24ZM21 186V187H24ZM169 186V185H168ZM229 186V185H228ZM258 186V185H256ZM20 187V188H21ZM37 187V186H36ZM40 187L43 186H38V190H40ZM174 187V185L172 186ZM247 187V186H246ZM264 187V186H263ZM3 188V189H2ZM19 190L20 188L17 187ZM30 188V187H29ZM35 188V189H37ZM165 188V189H164ZM219 188V187H217ZM222 188V187H221ZM224 188V187H223ZM237 188V187H236ZM240 188V187H238ZM12 189V188H10ZM42 189V188H41ZM168 189V188H167ZM227 189V188H226ZM225 189V190H226ZM232 189V188H231ZM242 189V187H241ZM4 190V191H3ZM169 190V189H168ZM206 190V188H205ZM214 190V189H213ZM212 190V191H213ZM217 190V189H216ZM220 190V189H219ZM235 190V189H234ZM238 190V189H237ZM245 190V189H244ZM243 190V191H244ZM248 190V189H247ZM12 191V190H11ZM10 191V192H11ZM25 192V190H23ZM29 191H32L29 189ZM29 191H26L27 193ZM41 191V190H40ZM44 191V190H43ZM208 191V190H207ZM242 191V190H241ZM256 191V190H255ZM254 191V192H255ZM4 192V193H3ZM42 192V191H41ZM45 192V191H44ZM214 192V191H213ZM219 192V191H218ZM223 192V191H222ZM246 192V191H245ZM244 192V193H245ZM26 193V194H27ZM35 193V192H34ZM32 192L28 193L27 195L30 196V200L32 204L29 206L32 210H29L33 212L30 218L33 220H39L37 219V216L39 218V214H42L43 209L49 206L47 201L45 204L40 201L39 197L37 196L38 194H34ZM202 193V192H201ZM208 193V192H207ZM211 193V192H210ZM221 193V192H220ZM239 193V192H238ZM242 193V194H244ZM248 193V192H247ZM12 194V193H11ZM33 194V195H32ZM40 194V193H39ZM183 194V193H182ZM16 195V194H14ZM44 195V194H43ZM42 195V196H43ZM232 195V194H231ZM238 195V194H237ZM246 195V194H245ZM253 195V194H252ZM178 196V195H177ZM184 196V195H182ZM195 196V195H193ZM207 196V195H206ZM218 196V193H217ZM222 196V195H221ZM242 196V195H241ZM19 197V196H18ZM170 197V196H169ZM191 197V196H190ZM226 197V196H224ZM247 197V196H246ZM20 198V197H19ZM47 198V196H46ZM182 198V197H181ZM185 199V197H183ZM200 198V197H199ZM209 198V197H208ZM234 198V197H232ZM15 199V196H14ZM179 199V198H178ZM188 199V198H187ZM231 199V198H230ZM249 199V198H248ZM172 200V199H171ZM202 200V198H201ZM207 200V199H206ZM251 200V199H250ZM261 200V199H260ZM17 201V200H16ZM174 201V200H173ZM191 201V200H190ZM236 201V200H235ZM181 202V201H179ZM189 202V201H188ZM204 202V201H203ZM254 202V201H253ZM47 203V204H46ZM173 203V202H172ZM183 203V202H182ZM186 203V202H185ZM184 203V204H185ZM194 203V202H192ZM199 203V202H198ZM230 203V202H229ZM232 203V202H231ZM262 203V202H261ZM169 204V202H168ZM188 205V204H187ZM190 205V204H189ZM197 205V204H196ZM258 205V201L257 204ZM18 206V207H17ZM171 206V205H170ZM183 206V204H182ZM185 206V205H184ZM193 206V205H192ZM199 206V205H198ZM224 206V205H223ZM233 206V205H232ZM240 206V205H239ZM250 206V205H249ZM179 207V206H178ZM203 207V206H202ZM262 207V205H261ZM25 208V207H24ZM27 208V209H28ZM184 208V207H183ZM188 208V207H187ZM193 208V207H192ZM225 208V207H224ZM227 208V206H226ZM236 208V207H235ZM243 208V207H242ZM264 208V207H262ZM47 209V208H46ZM45 209V210H46ZM189 209V208H188ZM217 209V208H216ZM234 209V208H231ZM26 210V209H25ZM179 209L178 211H180ZM202 210V209H200ZM249 210V209H248ZM258 211V209H256ZM41 211V212H40ZM222 211V210H221ZM224 211V210H223ZM222 211V212H223ZM227 211V210H226ZM234 211V210H233ZM237 211V210H236ZM247 211V210H246ZM46 212V211H45ZM175 212V211H174ZM192 212V211H191ZM194 212V211H193ZM239 212V211H238ZM255 212V210H254ZM253 212V213H254ZM25 213V212H24ZM30 213V212H29ZM44 213V212H43ZM47 213V212H46ZM170 215L172 214V211L170 212ZM178 213V212H177ZM190 213V212H189ZM200 213V211H199ZM219 213V212H218ZM257 213V212H256ZM175 214V213H174ZM174 214H172V217L168 216L169 218H173V221H176L177 219L174 218ZM181 214V213H180ZM192 214V213H191ZM221 214V212H220ZM241 214V213H240ZM239 214V215H240ZM243 214V213H242ZM27 215V214H26ZM35 215V216H34ZM58 215V214H57ZM64 215V216H63ZM190 215V214H189ZM194 215V214H192ZM198 215V214H197ZM202 215V214H201ZM204 215V214H203ZM25 216V214H24ZM28 216V217H29ZM34 216V217H32ZM41 216V215H40ZM44 216V215H43ZM51 216V215H50ZM177 217V215H175ZM244 216V215H243ZM53 217V216H52ZM200 217V216H199ZM203 217V216H202ZM262 217V216H261ZM69 218V219H70ZM194 218V217H193ZM41 219V218H40ZM54 218H52L53 220ZM176 219V220H174ZM180 218H178L179 220ZM190 219V218H189ZM197 219V218H196ZM202 219V218H201ZM28 220V219H27ZM31 220V219H30ZM47 220V219H46ZM52 224L49 223L47 227L49 226L50 231L54 237H60L64 236L65 232L67 229L65 228L67 225H63L60 222H58L57 219L52 221ZM60 220V219H59ZM183 220V219H182ZM191 220V219H190ZM194 220V219H193ZM210 220V219H209ZM32 221V220H31ZM43 223L45 222L43 217L41 220ZM40 221V222H41ZM49 221V220H47ZM169 221V220H168ZM172 221V222H173ZM180 221V220H179ZM195 221V220H194ZM50 222V221H49ZM71 222V221H70ZM178 222V221H177ZM177 222H174L177 224ZM189 222V221H188ZM243 222V221H242ZM27 223V222H26ZM25 223V224H26ZM37 224V222H33ZM48 223V222H47ZM199 223V222H198ZM24 224V225H25ZM46 224V223H45ZM42 224V225H45ZM71 224V223H70ZM179 224V223H178ZM177 224V225H178ZM190 224V223H189ZM185 224L182 226V221L180 222L179 227L182 231L185 233H191L190 238H188L187 235H185L184 244L193 243L195 244L197 240L200 241L202 237L200 236V232L198 235V229L196 230L193 225ZM201 224V223H200ZM204 224V223H203ZM28 225V224H27ZM40 225V224H39ZM63 225V226H62ZM73 225V223H72ZM173 225V223L171 224ZM32 225H30L31 227ZM65 226V227H64ZM71 226V225H69ZM226 226V225H225ZM224 226V227H225ZM232 226V225H231ZM29 227V226H28ZM33 227V226H32ZM39 227V226H38ZM37 227V230H38ZM46 227V225H45ZM44 227V228H45ZM46 227V228H47ZM73 227V226H72ZM223 227V226H222ZM25 227L24 229H26ZM34 228V227H33ZM32 228V229H33ZM44 230H47V229ZM48 228V229H49ZM68 228V226H67ZM175 226H173L172 229H174ZM176 228V229H178ZM202 228V227H201ZM233 228V227H232ZM252 228V227H251ZM254 228V227H253ZM29 229V228H27ZM27 229L25 232H27ZM31 229V230H32ZM36 229V227H35ZM33 229L32 231H34ZM70 229V228H69ZM74 229V227H73ZM171 229V230H172ZM178 229V232L180 231ZM200 229V228H199ZM213 229V228H212ZM229 229V228H228ZM36 230V231H37ZM43 231V228H41L38 232L37 237L38 240L41 239V232ZM58 230V231H57ZM201 230V229H200ZM219 230V228H218ZM230 230V229H229ZM248 230V229H247ZM48 231V230H47ZM59 231L63 234L60 235ZM70 231V230H69ZM68 231V232H69ZM175 231V229H174ZM177 231V230H176ZM175 231V232H176ZM180 231V233L182 232ZM211 231V230H210ZM255 231V230H254ZM31 231L29 230V233ZM76 232V231H75ZM240 232V231H239ZM28 233V234H29ZM33 233V232H32ZM48 233V235H49ZM59 235H57V234ZM212 233V232H211ZM218 233V232H217ZM225 233V232H224ZM241 233V232H240ZM50 234V235H51ZM68 234V233H67ZM82 234V233H81ZM205 234V233H204ZM215 234V233H214ZM33 235V234H32ZM44 235V234H43ZM51 235V236H52ZM56 235V236H55ZM175 235V234H174ZM178 235V234H177ZM182 235V234H180ZM233 235V233H232ZM255 235V234H254ZM34 236V235H33ZM47 236V235H46ZM62 236V237H63ZM69 236V235H68ZM71 236V235H70ZM84 236V235H83ZM176 236V235H175ZM183 236V235H182ZM245 236V235H244ZM253 236V235H252ZM36 237V236H35ZM34 237V238H35ZM36 237V238H37ZM49 237V236H47ZM173 237V236H172ZM233 237V236H232ZM235 237V236H234ZM74 238V237H73ZM178 238V237H177ZM180 238V236H179ZM197 238V240H196ZM205 238V237H204ZM245 238V237H244ZM44 239V238H43ZM61 239V238H60ZM83 239V238H82ZM86 239V238H85ZM174 239V238H173ZM229 239V237H228ZM235 239V238H234ZM232 238V240H234ZM246 239V238H245ZM248 239V238H247ZM251 239V238H250ZM30 240V239H29ZM46 240V238H45ZM44 240V241H45ZM56 240V239H55ZM63 240V239H62ZM170 240V239H169ZM194 240L195 243L193 242ZM238 240V238H237ZM42 243L43 240H40ZM39 241V242H40ZM59 241V240H58ZM71 241V240H69ZM84 241V240H83ZM182 241V239H181ZM181 241L177 240L179 244H181ZM197 241V243H199ZM241 241V240H240ZM47 242V240H46ZM55 242V241H54ZM75 243V241H73ZM176 241L173 242V244ZM186 242V243H185ZM205 242V241H204ZM234 242V241H233ZM48 243V242H47ZM170 243V241H169ZM178 243H176L178 245ZM182 243V244H183ZM206 243V242H205ZM213 243V242H212ZM211 243V244H212ZM227 243V242H226ZM235 243V242H234ZM41 244V243H40ZM46 244V243H45ZM173 245L174 247L177 245ZM181 244V245H182ZM183 244V246H184ZM214 244V243H213ZM217 244V243H216ZM233 244V243H231ZM247 244V243H246ZM28 245H31L28 243ZM48 245V244H47ZM68 245V244H67ZM239 245V243H238ZM252 245V243H251ZM51 246V245H49ZM48 246V247H49ZM54 246V245H53ZM70 246V245H69ZM79 249V245H77ZM170 246V245H169ZM172 246V248H173ZM194 246V245H191ZM213 246V245H212ZM229 246V245H228ZM234 246V245H233ZM43 247V244H42ZM188 247V246H187ZM215 249V246H213ZM217 247V246H216ZM220 247V246H219ZM248 247V246H247ZM75 248V247H74ZM80 252L83 254L85 251L83 250L82 246H80ZM198 248V247H197ZM196 248V249H197ZM52 249V248H51ZM60 249V248H59ZM175 249V248H174ZM218 249V248H217ZM228 249V248H227ZM237 249V248H236ZM50 250V249H49ZM75 250V249H74ZM184 250V249H183ZM199 250V249H198ZM223 250V249H222ZM221 250V251H222ZM234 250V249H233ZM232 250V251H233ZM45 251V252H46ZM73 251V250H72ZM89 251V250H88ZM87 251V252H88ZM173 251V250H171ZM175 251V250H174ZM192 251V250H191ZM194 251V249H193ZM196 251V250H195ZM228 251V250H227ZM231 251V250H230ZM229 251V252H230ZM51 252V251H50ZM62 253V252H61ZM73 253V252H72ZM88 253V255H89ZM188 253V252H186ZM185 253V254H186ZM198 253V252H196ZM218 253V252H217ZM42 254V255H41ZM57 254V253H56ZM70 254V253H69ZM78 254V253H77ZM80 254V255H81ZM191 254V253H190ZM225 256V254L220 253ZM227 254V253H226ZM232 254V253H231ZM65 255V254H64ZM81 255V256H82ZM228 255V254H227ZM226 255V256H227ZM80 256V257H81ZM191 256V255H188ZM218 256V255H216ZM49 257H51L49 255ZM70 257V256H68ZM73 257V256H72ZM83 257V256H82ZM81 257V258H82ZM192 257V256H191ZM190 257V258H191ZM222 257V256H221ZM228 257V256H227ZM67 258V256H66ZM65 258V259H66ZM93 258V259H91ZM182 258V257H181ZM184 258V257H183ZM195 258V257H194ZM233 258V257H232ZM45 260L46 256L44 257ZM61 259V258H60ZM63 259V258H62ZM74 259H76L74 257ZM78 259V258H77ZM219 259V258H218ZM226 259V258H225ZM223 259V261L225 260ZM40 260V261H39ZM50 259L47 261L49 262ZM55 260V259H54ZM53 260V261H54ZM58 260V259H57ZM72 260V259H71ZM43 261V260H42ZM56 261V260H55ZM82 261V260H81ZM190 261V260H189ZM218 261V260H217ZM47 262V264H48ZM52 262V260H51ZM50 262V263H51ZM65 262V261H64ZM73 262V261H71ZM79 262V261H78ZM83 262V263H84ZM96 262V263H95ZM179 262V261H178ZM177 262V263H178ZM220 262V261H219ZM54 263V262H52ZM175 264V262L173 261ZM180 263V262H179ZM192 263V262H191ZM194 263V262H193ZM216 263V262H215ZM223 263V262H222ZM46 264V262H45ZM57 264V263H56ZM79 264V263H78ZM221 264V263H220Z\"/></svg>","mask_w":264,"mask_h":264}]
</instances>
